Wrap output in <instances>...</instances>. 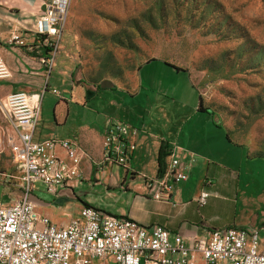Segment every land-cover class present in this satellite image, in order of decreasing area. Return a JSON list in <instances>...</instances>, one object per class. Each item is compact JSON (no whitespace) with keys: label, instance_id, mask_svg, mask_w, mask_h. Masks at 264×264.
Here are the masks:
<instances>
[{"label":"crops","instance_id":"obj_1","mask_svg":"<svg viewBox=\"0 0 264 264\" xmlns=\"http://www.w3.org/2000/svg\"><path fill=\"white\" fill-rule=\"evenodd\" d=\"M43 10L44 0H0V56L11 70V77L0 81V97L18 90L42 94L34 139L75 140L86 153L78 163L80 177L57 194L37 184L32 201L38 211L65 225L79 217L88 204L145 226L161 224L174 243L183 238L191 248L192 264L206 263L202 252L195 249V239L207 242L211 230L225 226L257 232L263 249L264 156H253L243 144L229 139L223 125L216 127L220 123L218 117L215 121L216 112L198 109L201 93L186 70L152 59L140 66L133 88L88 87L85 77L78 72L74 75L80 64L69 52L63 31L64 45L48 73L43 61L48 55L46 46L33 34ZM15 34L20 39L12 41ZM154 61L161 62L152 64ZM54 71L55 80L65 85L63 91L58 89L59 94L51 87ZM88 89L95 92L88 94ZM49 91L56 97L53 103L46 99ZM150 92L155 93V99ZM157 104L170 110L156 113L151 120ZM46 105H52L48 115ZM117 122L131 127L128 138L136 144L126 165L105 159V132ZM173 149L188 166L189 177L174 184L170 200L155 199L148 183L155 181L160 186ZM56 152L72 164L66 148L58 146ZM161 152L163 165L159 163ZM203 190L210 196L200 206L197 197ZM10 199V188L0 183V201Z\"/></svg>","mask_w":264,"mask_h":264},{"label":"rangeland","instance_id":"obj_2","mask_svg":"<svg viewBox=\"0 0 264 264\" xmlns=\"http://www.w3.org/2000/svg\"><path fill=\"white\" fill-rule=\"evenodd\" d=\"M64 31L88 87L109 80L130 89L145 62L174 64L191 76L229 138L264 156V0H71ZM55 74L51 87L63 91ZM46 99L56 97L49 91ZM44 108L51 113L52 105ZM164 110L155 105L150 119ZM7 126L0 113V183L14 200L22 182Z\"/></svg>","mask_w":264,"mask_h":264},{"label":"built area","instance_id":"obj_3","mask_svg":"<svg viewBox=\"0 0 264 264\" xmlns=\"http://www.w3.org/2000/svg\"><path fill=\"white\" fill-rule=\"evenodd\" d=\"M71 0H44V10L36 19L33 34L46 46L43 59L50 73L61 45ZM15 34L12 41L19 40ZM11 77V70L0 56V81ZM53 92L59 94L58 89ZM42 94L18 90L0 97V113L10 130L7 140L14 163L21 173L19 199L0 201V264H192V250L180 238L174 243L170 231L161 224L145 226L127 216L103 213L85 206L80 216L65 225L42 215L31 196L37 184L57 194L69 181L80 177L78 163L85 150L75 140L34 139L41 117ZM131 127L117 122L105 132L106 161L116 165L129 163L136 149L129 141ZM66 148L72 164L57 155V147ZM188 166L173 149L165 172L157 183L149 182L153 197L170 200L174 184L187 180ZM210 193L200 192L197 202L207 203ZM205 264H264L257 232L225 226L209 232V240L195 239ZM180 254V257L176 255Z\"/></svg>","mask_w":264,"mask_h":264},{"label":"trees","instance_id":"obj_4","mask_svg":"<svg viewBox=\"0 0 264 264\" xmlns=\"http://www.w3.org/2000/svg\"><path fill=\"white\" fill-rule=\"evenodd\" d=\"M152 60V59H151ZM170 65H172L173 67H175L176 69H178V70H183V68H181V67H179V66H176V65H174V64H170ZM98 87H100V84L98 85ZM200 111H204V112H207V113H215L213 110H211L210 108H208V107H205L204 105H203V102H202V97L200 96V104H199V108H198ZM217 125H219L220 126V123H217ZM227 137L229 138V136H228V134H227ZM230 139V138H229ZM164 156V153L163 152H161L160 153V157H159V163H160V165H163V157ZM162 170V172H163V170L164 169H161ZM31 199H32V196H31ZM86 206H90V205H88V204H86ZM90 207H92V206H90Z\"/></svg>","mask_w":264,"mask_h":264},{"label":"water","instance_id":"obj_5","mask_svg":"<svg viewBox=\"0 0 264 264\" xmlns=\"http://www.w3.org/2000/svg\"><path fill=\"white\" fill-rule=\"evenodd\" d=\"M80 67H81V66L79 65L74 75L77 74V72H78V70L80 69ZM100 87H102V88H112V87H114V84H113L111 81H109V80H104V81H102V82L100 83ZM87 91H88V92H87L88 94H89V93H94V92H95L94 90H91V89H88Z\"/></svg>","mask_w":264,"mask_h":264}]
</instances>
